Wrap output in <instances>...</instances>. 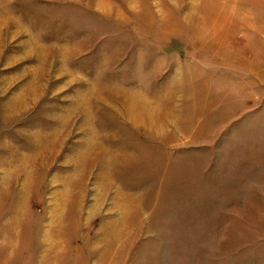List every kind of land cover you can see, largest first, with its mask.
I'll return each mask as SVG.
<instances>
[{"label":"rangeland","instance_id":"374dc122","mask_svg":"<svg viewBox=\"0 0 264 264\" xmlns=\"http://www.w3.org/2000/svg\"><path fill=\"white\" fill-rule=\"evenodd\" d=\"M0 264H264V0H0Z\"/></svg>","mask_w":264,"mask_h":264}]
</instances>
